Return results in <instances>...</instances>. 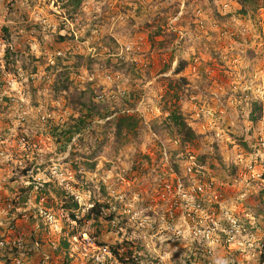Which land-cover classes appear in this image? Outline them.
<instances>
[{"label": "rangeland", "instance_id": "obj_1", "mask_svg": "<svg viewBox=\"0 0 264 264\" xmlns=\"http://www.w3.org/2000/svg\"><path fill=\"white\" fill-rule=\"evenodd\" d=\"M18 237L0 264H264V0H0V240Z\"/></svg>", "mask_w": 264, "mask_h": 264}, {"label": "trees", "instance_id": "obj_2", "mask_svg": "<svg viewBox=\"0 0 264 264\" xmlns=\"http://www.w3.org/2000/svg\"><path fill=\"white\" fill-rule=\"evenodd\" d=\"M73 3L76 6H80L81 0H72ZM169 113L168 116V122L170 125V128L174 130L177 135L183 140L184 143H193L196 140H198V135L195 132V130L187 123L185 120L181 110L178 107H173V108H167L166 110ZM83 119L80 120L82 122ZM87 121L84 122L85 126ZM138 120L135 116H130V115H120L115 120L113 121L115 128H117V132L120 134L126 133L122 135L121 137H128L130 134H136V127L139 125ZM80 127L81 125H77ZM81 131V128H79ZM72 138L69 139L71 141ZM100 205H96V207L92 210L93 212L96 213V217L99 218L101 216L100 210H99ZM65 210H70V216L72 219L76 220L75 216V211L80 209V206L74 202H69L64 208ZM91 211V212H92ZM90 216V214H88ZM113 252L116 255V257H119V261L124 264H128L127 261H125V255L120 253V247H113ZM137 264V263H134Z\"/></svg>", "mask_w": 264, "mask_h": 264}, {"label": "built area", "instance_id": "obj_3", "mask_svg": "<svg viewBox=\"0 0 264 264\" xmlns=\"http://www.w3.org/2000/svg\"><path fill=\"white\" fill-rule=\"evenodd\" d=\"M9 245H11V247H10L11 250L17 249L18 252H23L26 250L25 242L23 241L22 238H19V237L16 240H14L11 244L9 242H6L3 239L0 240V249H5ZM38 246H39V243L36 242L34 247L37 248ZM98 251H99V253L96 256V259L99 261V263H104V261L106 262L107 261L106 258H109V259H113V257H115V259L117 258L113 252V249H111L108 246H103V247L99 248ZM116 260H118V259H116ZM18 263H20V262L18 261Z\"/></svg>", "mask_w": 264, "mask_h": 264}]
</instances>
